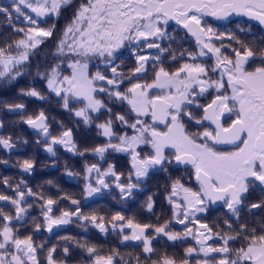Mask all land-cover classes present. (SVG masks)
Returning <instances> with one entry per match:
<instances>
[{
    "label": "snow or ice",
    "instance_id": "6c2138e0",
    "mask_svg": "<svg viewBox=\"0 0 264 264\" xmlns=\"http://www.w3.org/2000/svg\"><path fill=\"white\" fill-rule=\"evenodd\" d=\"M73 3L74 0H11L9 5L0 6V14L17 34V38L0 46V79L11 81L23 75L30 67L33 50L45 40L55 38L54 55L61 59L43 71L37 66L36 74L44 81L46 91L30 88L22 90V94L48 102L54 97L60 107L86 125L92 123L93 113H107L108 119L96 125L107 143L79 149L72 138V129L62 122L59 135L53 134L44 110L27 115L23 122L43 137L45 150L53 156L56 145L80 156L91 152L101 159L109 149L128 154L131 170L127 181L111 165L106 171L96 164L85 165V197L109 189L111 185L106 178L114 177L121 198L127 199L139 187L132 182L133 176L140 181L150 170L168 172L169 165L184 166L189 183L183 178L172 180L165 197L171 207L172 221L184 225V231H173L169 227L171 221L142 224L120 212L110 218L85 214L79 207L80 200L69 196L62 199L70 200L76 207L58 209L54 207L58 203L56 199L45 198L23 181L13 186L4 178L3 184L14 195L0 194V201L7 202L0 206V264H72L71 244L62 246L63 257L57 259L56 245L46 248L43 243L36 244L33 235L19 232L17 225L26 223L24 218L32 207L30 197L41 202L43 224L49 233L73 223L75 217L78 222L90 223L102 234L107 235L111 229L122 244L140 241L143 259L135 256V264H192L193 260L194 264H264V222L258 227L239 223L242 206L264 207L260 203L244 205V194L255 182L264 185V43L254 48L255 42L246 43L228 33L227 39L234 40L239 48L223 42L217 46L214 41H223L225 33L213 28L206 19L228 21L233 16L247 17L264 27V0H80L71 19L57 33L55 20ZM13 18H23L25 27H15ZM49 18H53L51 26L41 27ZM170 21L194 38L196 50L181 51L179 59L187 55L190 62L181 63L173 71L163 66L159 55L152 56L154 78L148 82L149 55H137V52L168 51L158 41L168 38L166 26ZM240 31L244 32L245 28L240 26ZM224 48H231L234 58L223 53ZM122 49L131 50L136 58V67L130 74L118 71L116 60ZM169 54L173 61L178 59L175 52ZM209 54L215 58L210 67L200 62V58ZM93 60L99 61L104 71L97 67L91 72ZM256 60L259 64L252 68L250 65ZM108 71L110 76L106 74ZM125 81L128 85L122 87ZM101 94L108 101L126 105L128 112L113 113L105 100L99 98ZM5 107L9 111L19 110L25 116L23 103ZM197 109L202 115L194 114ZM113 117L122 128L131 129V134H117ZM3 126L0 123V128ZM0 145L5 149L15 147L11 136H0ZM142 145L150 151L142 154L138 150ZM19 167L30 172L34 162L24 160ZM68 175L78 174L69 171ZM218 201L236 217L235 227L229 219L224 221L225 228L218 225L213 229L207 223H200L198 214ZM9 206L14 215L5 211ZM153 207L149 197L147 211L151 212ZM56 211L61 214L56 216ZM195 224L199 228L194 231L191 225ZM34 228L39 232L41 224L36 223ZM148 229L173 242L191 236L196 246L187 247L179 260L166 253L157 256L152 243L155 236L147 235ZM214 237L215 242L209 244ZM62 239L72 241L69 236ZM75 247L87 254L89 264H132L117 249L104 253L95 244L79 241H75ZM45 251L47 255L41 260Z\"/></svg>",
    "mask_w": 264,
    "mask_h": 264
},
{
    "label": "flooded vegetation",
    "instance_id": "af4514ba",
    "mask_svg": "<svg viewBox=\"0 0 264 264\" xmlns=\"http://www.w3.org/2000/svg\"><path fill=\"white\" fill-rule=\"evenodd\" d=\"M208 23L219 32L225 33V39L223 41H214L217 46L223 42L226 45H231L232 48H239V45L235 41H229L227 34L232 33L242 41L246 43H253L254 48L264 43V27L260 26L258 22L248 20L247 17H231L228 21H216L212 18H206ZM240 26L245 28L244 32L240 31ZM251 31H248V29ZM168 38L158 41L162 48L167 49L164 53H160L159 49H144L142 52H137V55L144 54L149 55V61L147 62L146 78L150 82L154 78V72L152 64L154 61L152 56L159 55L163 61V66L173 71L183 62L188 61L187 55L183 60L179 59V53L184 50L195 51V40L190 35L186 34V30L181 26L175 24L174 21H170L166 26ZM121 51H130L129 49H122ZM170 52H175L178 59L173 61L170 56ZM222 52L230 57L234 58V53L231 52V48H224ZM200 62L205 63L209 67L215 63V58L209 54L207 57L200 58ZM259 60L250 66L254 68L258 66ZM211 74V73H210ZM144 82V81H140ZM128 81L124 82L122 87H126ZM110 105L111 101H108L103 94L99 97ZM51 102L41 101L38 99L24 100L20 103L25 105V116L22 117L20 111L4 112L2 108L6 104L0 102V112L4 117H0V123H3V128H0V136H11L15 143V147L12 149H5L0 145V161H6V163L0 162V194L14 195L10 188H7L3 184L4 178H8L9 184L15 186L23 181L27 187L31 188L34 192L42 193L45 198H53L58 201L54 207L63 210H71L75 208V205L71 204L70 200L62 199L64 196H69L80 200L79 207L85 214H96L110 218L117 212L125 215L126 217L135 218L142 224L158 225L166 221H171L169 227L173 231L183 232L184 225L176 224L172 221L171 207L165 199L169 186L172 180L176 178H183L186 183H189V173L184 170V166H168V172L150 170L147 177L137 181L135 176L132 177V182L138 183L139 187L133 189V193L127 199H122L119 189L115 187V178L107 177V181L111 187L104 189L102 193L95 194L91 197H85V165L96 164L102 171H106L111 165L115 171L123 175L121 179L127 181V177L131 170V159L127 153L114 152L111 149L105 153L103 159L99 156L92 154L91 152L85 153L80 156L72 152L67 151L63 146L56 145V155H51L45 150L43 144V137L39 136L36 131H31L29 126L24 123V118L27 115L37 114L40 110H44L49 118L51 125V131L54 135H59L62 122L65 127L72 129V138L75 141L79 149L85 148L91 149L96 146H102L107 143V138L100 134V130L96 127L97 124L103 123L108 119L107 113H93V121L90 125H86L82 120L76 118L72 113L65 111L58 104L56 98H50ZM115 102V101H113ZM207 100H201V103H206ZM115 109L113 113H127L128 109L126 105L119 103L114 104ZM15 114V115H11ZM195 115H202L197 109L194 111ZM99 116V119L95 117ZM113 127L117 134H123L128 132L131 134V129L122 128L119 121L113 117ZM163 127V126H161ZM191 127V126H190ZM195 131V128H192ZM41 140V143H37V140ZM24 141H27L25 143ZM114 142L115 139H114ZM143 153L150 151V148L141 146L140 149ZM24 160H31L34 162V167L30 172H25L19 167ZM76 173L78 175L69 176L68 172ZM96 174H92V182L95 184ZM51 181V184L48 182ZM194 184V182H191ZM246 199L244 205H251L252 203H260L264 205V185H260L259 181L255 182V186L249 189L248 193L244 194ZM152 197L154 207L151 212L147 211L146 205L148 198ZM32 201V207L28 209V215L25 216V221L21 222L23 226L17 225L20 233L33 235V239L36 244H45L46 248L52 245L57 246V259L63 257L62 246L66 244L72 245V264H89V258L85 252L75 247V241L80 243H90L97 245L98 249L104 253H109L113 249H117L121 256L125 260H132V264H135L134 257L140 255L143 259L142 244L140 241H129L124 244L121 243V238L112 234L111 229L107 235L99 232L98 229L93 227L87 222H78L73 217V223L62 225L58 228H54L51 233L45 230L43 224V216L41 208L39 207L40 201L35 198H28ZM7 204L5 201H0V206ZM6 212H11L10 206L5 208ZM14 215V212H11ZM59 216L60 211L54 213ZM200 223H207L209 227L216 229L219 225L220 228H225L224 221L229 219L233 222V226L236 225V217L231 216L228 209L223 205V202L218 207H214L213 204L208 206V210L198 214ZM261 222H264V207L259 209H250V207H243L240 213L239 223H248L250 226L258 227ZM16 223V221H13ZM36 223L41 224V230L35 231L34 225ZM195 231L199 228V224L191 225ZM203 231V229H201ZM147 235L155 236L152 243L157 249V256L168 254L170 247L178 246L182 251L187 247H195L196 242L191 236L178 241H169L167 237L156 235L152 229L147 230ZM72 237V241H65L62 237ZM215 242L213 240L208 241L209 244ZM47 252L45 251L41 255V260H44ZM169 255V254H168Z\"/></svg>",
    "mask_w": 264,
    "mask_h": 264
},
{
    "label": "trees",
    "instance_id": "16d2710c",
    "mask_svg": "<svg viewBox=\"0 0 264 264\" xmlns=\"http://www.w3.org/2000/svg\"><path fill=\"white\" fill-rule=\"evenodd\" d=\"M11 0H0V6L9 5ZM80 3V0H74L73 5L62 10L61 16L58 20H55L57 33L63 29L66 22H68L75 8ZM53 23V18H49L47 23L42 22L41 27H50ZM13 24L15 27H25L23 22V18H13ZM17 38V34L12 30L9 24L6 22L3 14H0V46H4L5 43L11 42L13 39ZM34 51V54L30 56V67L24 71V74L19 77L17 80H2L0 79V102L4 104H13L20 103L24 100L35 99L32 97H28L22 94V90H28L30 88H37L38 90H45L44 81L39 79L37 76V66H39L40 70L43 71L46 66H49L53 63L59 62V59L54 55L55 48V38L47 39L41 45H39ZM119 59L116 60V64L119 65L118 71H123L125 74H130V70L136 67V58L135 55L130 51H121L118 53ZM97 67L101 71H104V66L99 63L97 60L91 61L90 71L95 72ZM107 75H111V72L108 71ZM110 107L115 109V102L111 101ZM4 112H8L6 107L2 108ZM0 109V112H2ZM15 115V114H11ZM4 117L0 113V117ZM178 246L170 247L169 255L175 257L177 260L183 258L184 251L179 249ZM192 258H190L191 260ZM194 264V260L192 261Z\"/></svg>",
    "mask_w": 264,
    "mask_h": 264
},
{
    "label": "water",
    "instance_id": "95a60500",
    "mask_svg": "<svg viewBox=\"0 0 264 264\" xmlns=\"http://www.w3.org/2000/svg\"><path fill=\"white\" fill-rule=\"evenodd\" d=\"M29 126V125H28ZM29 128H30V130L31 131H33L34 129H32L30 126H29ZM35 131V130H34ZM222 204V202L221 201H218V202H216L215 204H213V206L216 208V207H218L219 205H221Z\"/></svg>",
    "mask_w": 264,
    "mask_h": 264
},
{
    "label": "rangeland",
    "instance_id": "374dc122",
    "mask_svg": "<svg viewBox=\"0 0 264 264\" xmlns=\"http://www.w3.org/2000/svg\"><path fill=\"white\" fill-rule=\"evenodd\" d=\"M90 64H91V62H90ZM102 65V64H101ZM20 77V76H19ZM19 77H17L16 79H14V80H17V79H19Z\"/></svg>",
    "mask_w": 264,
    "mask_h": 264
}]
</instances>
